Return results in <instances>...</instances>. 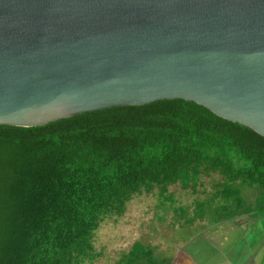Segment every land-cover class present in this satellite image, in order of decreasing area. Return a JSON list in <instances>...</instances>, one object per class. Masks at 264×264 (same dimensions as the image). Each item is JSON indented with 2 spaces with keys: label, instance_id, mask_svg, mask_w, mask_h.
<instances>
[{
  "label": "water",
  "instance_id": "obj_1",
  "mask_svg": "<svg viewBox=\"0 0 264 264\" xmlns=\"http://www.w3.org/2000/svg\"><path fill=\"white\" fill-rule=\"evenodd\" d=\"M175 98L264 136V0H0V125Z\"/></svg>",
  "mask_w": 264,
  "mask_h": 264
},
{
  "label": "trees",
  "instance_id": "obj_2",
  "mask_svg": "<svg viewBox=\"0 0 264 264\" xmlns=\"http://www.w3.org/2000/svg\"><path fill=\"white\" fill-rule=\"evenodd\" d=\"M217 174L225 219L264 215V136L194 101L161 99L42 126L0 125V264H81L135 194ZM245 189L256 192L253 203ZM248 203V204H247ZM159 262L135 242L117 264Z\"/></svg>",
  "mask_w": 264,
  "mask_h": 264
},
{
  "label": "rangeland",
  "instance_id": "obj_3",
  "mask_svg": "<svg viewBox=\"0 0 264 264\" xmlns=\"http://www.w3.org/2000/svg\"><path fill=\"white\" fill-rule=\"evenodd\" d=\"M218 180L217 174L202 175L195 190L176 183L162 194L155 187L150 192L133 195L121 215H108L102 220L93 235L97 255L81 264H117L135 242H141L151 258L159 262L182 247L190 251L201 248L207 237L217 242L234 240L240 231L229 227L231 219L223 218L227 212L221 209V199L212 198ZM255 196V191L245 189L246 199L251 201ZM250 203L249 207L256 209L253 201ZM249 216L256 221L244 229L248 241L264 232V215ZM205 222L206 226L201 225ZM137 264L145 262L139 260Z\"/></svg>",
  "mask_w": 264,
  "mask_h": 264
},
{
  "label": "crops",
  "instance_id": "obj_4",
  "mask_svg": "<svg viewBox=\"0 0 264 264\" xmlns=\"http://www.w3.org/2000/svg\"><path fill=\"white\" fill-rule=\"evenodd\" d=\"M254 221L255 218L247 214L232 218L229 227L240 231V236H236L234 240L221 239L218 242L204 238L201 248L195 251L184 247L176 250L169 257L170 264H264V232L250 241L245 236L244 229ZM201 225L206 226L207 223Z\"/></svg>",
  "mask_w": 264,
  "mask_h": 264
}]
</instances>
